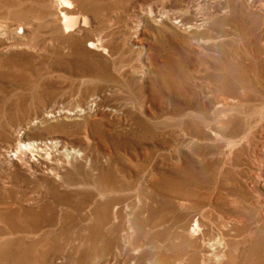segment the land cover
Listing matches in <instances>:
<instances>
[{
  "label": "rangeland",
  "instance_id": "rangeland-1",
  "mask_svg": "<svg viewBox=\"0 0 264 264\" xmlns=\"http://www.w3.org/2000/svg\"><path fill=\"white\" fill-rule=\"evenodd\" d=\"M215 6L0 0V264H264L261 17Z\"/></svg>",
  "mask_w": 264,
  "mask_h": 264
},
{
  "label": "bare ground",
  "instance_id": "bare-ground-1",
  "mask_svg": "<svg viewBox=\"0 0 264 264\" xmlns=\"http://www.w3.org/2000/svg\"><path fill=\"white\" fill-rule=\"evenodd\" d=\"M212 1H214V0H212ZM232 1H233L232 3H229L228 0H215V2H216L215 10L206 14L202 19L203 22L208 17H213L215 14L221 12L222 15L220 16L219 21L227 24L228 27H230V28L238 29V24L240 22V18L238 17V13H241L240 11H243V8L245 10H248L250 8V6H252L250 8L252 11V14H256L257 16H260L261 17V23H263V25H261V23H260L257 26V28L255 30V35H256L257 39L263 41V44H262L263 47L261 48V54H263V56H264V0H232ZM196 5H197V3L195 4V6ZM258 12H261L262 15H260ZM160 13L166 14L167 12L163 11ZM152 14H153V10L150 7H146L145 11L142 12L143 17L148 16V15H152ZM166 15H168V14H166ZM58 16H59L60 22L58 23L57 27L59 30H62L63 33H65V31L67 29L70 30V28H72L73 26H75L77 24V20H78L77 16L67 15L66 13L64 14L61 12H58ZM82 22L89 24L88 19L86 17L82 18ZM18 29L19 28L17 26L16 31ZM132 41H135V36H133ZM94 46H95V44L93 42H90L88 44L89 48H92ZM259 55H260V52H259L258 56ZM258 56H257V58H258ZM233 59H231V61H233ZM244 66H248V64H245ZM221 100L223 103V107L230 106L229 107L230 109H233V107H234L233 105L236 104V101L234 102L233 100H230V98L222 97ZM231 101L233 102V104ZM252 121L254 123V126H259L258 130L261 131L263 126H264V122L262 123L263 116H262V119H260V118L259 119H253ZM33 143L34 142H32V141L20 142L17 149L21 150V147L26 148L29 146H33L34 145ZM256 144H261V143L259 141H257ZM36 146H37V144H36ZM254 150H256V152L259 153L260 155H263L260 153L263 150L259 149L258 145L256 146V148ZM240 181L242 182L241 178H240ZM92 206H93V201H91V204L80 209V212H81L80 217L84 221L88 222V220H90L92 218V214H93ZM34 215L37 216V214H34ZM112 216H115V214L112 213L111 218L108 217L109 219L108 218L105 219V223H111V224L115 223V221L112 219L114 217H112ZM192 231H195V230L192 229L191 232ZM15 233H16V231H15ZM25 233L27 236H31L32 238H35L34 241L37 244V243H40L43 240V238L49 239L51 237L50 234L52 233V231H51V229H49L46 226L39 225L37 227V229H35L33 231L30 230V231H27ZM26 238H28V237H26ZM207 246L209 247V251L207 252V254H208L207 256L209 258H213L214 262L220 260L223 257V243L221 240L214 239V241L209 243ZM0 251H1V246H0ZM7 251L8 252L5 255V264H6V262L8 264H10L8 261V259H9L8 253L10 252L11 255H14V254H16V252L11 251L10 247L8 248Z\"/></svg>",
  "mask_w": 264,
  "mask_h": 264
}]
</instances>
